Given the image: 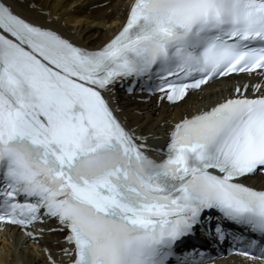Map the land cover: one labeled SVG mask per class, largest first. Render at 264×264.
Instances as JSON below:
<instances>
[{"label":"snow or ice","instance_id":"snow-or-ice-1","mask_svg":"<svg viewBox=\"0 0 264 264\" xmlns=\"http://www.w3.org/2000/svg\"><path fill=\"white\" fill-rule=\"evenodd\" d=\"M19 3L0 0V223L38 240L27 230L56 219L72 264H170L214 217L264 237V187L246 183L264 174L261 85L181 118L161 159L108 98L127 81L175 103L221 78L264 75V0H131L95 50ZM237 254L264 264V247ZM198 255L180 264H204Z\"/></svg>","mask_w":264,"mask_h":264},{"label":"bare ground","instance_id":"bare-ground-1","mask_svg":"<svg viewBox=\"0 0 264 264\" xmlns=\"http://www.w3.org/2000/svg\"><path fill=\"white\" fill-rule=\"evenodd\" d=\"M131 0H20L17 11L25 18L52 28L80 47L95 50L111 39L122 26ZM248 85L252 96L254 86L264 89V75H237L190 91L178 104L160 100V95L146 101V96L128 94L115 86L108 97L111 106L129 128L147 138L150 147L163 149L174 123L185 116L207 110L232 95L235 86ZM253 187H264V176L246 181ZM43 230V231H41ZM38 240L15 227L0 228V264H49V254L59 263L68 264L73 256L71 246L64 240L66 231L55 220L29 228ZM206 264H252L238 257L210 259Z\"/></svg>","mask_w":264,"mask_h":264}]
</instances>
